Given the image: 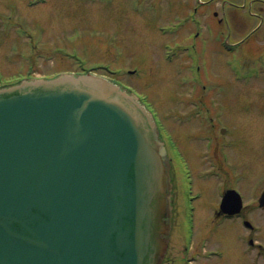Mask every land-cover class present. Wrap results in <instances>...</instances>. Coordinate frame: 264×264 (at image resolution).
<instances>
[{
  "label": "water",
  "instance_id": "95a60500",
  "mask_svg": "<svg viewBox=\"0 0 264 264\" xmlns=\"http://www.w3.org/2000/svg\"><path fill=\"white\" fill-rule=\"evenodd\" d=\"M172 190L151 113L118 84L0 88V264H162Z\"/></svg>",
  "mask_w": 264,
  "mask_h": 264
},
{
  "label": "rangeland",
  "instance_id": "374dc122",
  "mask_svg": "<svg viewBox=\"0 0 264 264\" xmlns=\"http://www.w3.org/2000/svg\"><path fill=\"white\" fill-rule=\"evenodd\" d=\"M191 1L187 5L188 0H0V76L3 81L30 72L49 77L82 66L100 73L110 69L113 74L118 73L119 81L138 92L144 91L163 116L161 121L172 129L174 108L179 107L182 114L192 109L190 86L182 84L186 71L193 78L190 82L203 81L216 88L200 93L216 99L219 105L211 113L222 110L224 119L231 125H227L231 128L227 139L232 141L233 148L227 154L233 166L239 168L238 172L244 173L240 184L249 200L254 197L251 186L254 182H258V195L264 189V74L255 77L264 68V63L256 65L264 47L261 38L252 41L259 38L262 29L252 34L254 37L244 42L239 52L228 54L223 45L224 36L230 35L232 42L250 38L247 29L250 31L257 19H250L246 27L243 19L227 16V21L218 25L211 21L214 19L211 11L218 10L214 3L207 9ZM259 2H254L253 8L262 6ZM191 7L190 15H195L196 22L201 20L203 25L198 30L195 27L194 34L200 35L191 39V50L187 53L200 66V75L195 77L194 71L187 68L192 61H188L186 53H179L171 62L164 59V43L172 45L176 38L179 43L185 42L189 27L179 35L161 30L162 26L170 28L183 19ZM225 59L229 64L226 65ZM239 68L259 70L250 72L254 78L246 79L242 74L239 80ZM176 99L182 100L181 104ZM245 140L247 145L252 140L251 155L238 149ZM184 152L191 160L199 159V145L195 152L187 148ZM203 159L200 156L202 162ZM208 186L209 182L205 188ZM207 196H210L208 192ZM204 216L208 217V213ZM203 217L200 225L204 226L208 219ZM250 219L254 225L252 236L264 247V212L259 210ZM230 223L233 222L215 225L212 219L209 227H205L208 248L223 252L220 251L222 259L214 257L207 263L264 264V251L247 243L251 232L238 223L231 227ZM173 236L168 253L172 261L176 257L170 256L179 252L177 228Z\"/></svg>",
  "mask_w": 264,
  "mask_h": 264
},
{
  "label": "flooded vegetation",
  "instance_id": "af4514ba",
  "mask_svg": "<svg viewBox=\"0 0 264 264\" xmlns=\"http://www.w3.org/2000/svg\"><path fill=\"white\" fill-rule=\"evenodd\" d=\"M250 1L248 4L246 0H207V4L210 7L211 3H214V6L219 9L220 12L216 9L212 11V15L219 23L227 21L228 15L236 20L243 11L247 18L259 19L263 32L257 41L262 38L264 42V0ZM258 1L262 6L258 5L259 8H253L254 2ZM247 6L249 9L246 8ZM244 24L246 25L245 22ZM243 42L244 40L237 41L239 47L243 46ZM213 100L216 101L198 92L197 97L189 98L192 109L182 114L179 112V107H175L172 129L166 126L169 134V139L166 141L172 162L174 184L173 235L177 228L180 245H178L179 252L170 256L176 257L175 260L172 261L167 254L164 264H208L207 261L212 259L211 254L217 252L221 257V250L208 248L207 235L204 233L205 227H209L212 219L215 225H223L227 222H233L229 225L231 227L235 223L245 225L244 227L251 232L247 241L248 245L259 249L252 236L254 227L246 225V220L252 224L250 218H253L254 213L260 210L258 182L251 185L255 198L247 200L240 184L244 173L238 172L239 168L236 169L233 166L234 163L227 154V150L233 148L232 141L227 139L231 133L229 127L231 125L226 122L223 113H211L212 108L219 105ZM181 102L182 100L176 99V103L181 104ZM224 127L228 129L223 130ZM251 141L247 145L245 140L242 142L243 145L238 146V149H244L246 154L251 155ZM197 145L200 151L199 159L191 160L184 152V148L195 152ZM202 155L203 162L200 160ZM196 161L201 165H198ZM203 163L206 164L203 165ZM207 182L209 186L205 188ZM231 190L233 193L228 201L224 202L225 195ZM207 192L210 196H207ZM206 197H209V200H206ZM238 207L239 210H237ZM204 213H208V217L207 215L203 217ZM202 217L208 219L204 226L200 225ZM220 257L218 259H222Z\"/></svg>",
  "mask_w": 264,
  "mask_h": 264
}]
</instances>
